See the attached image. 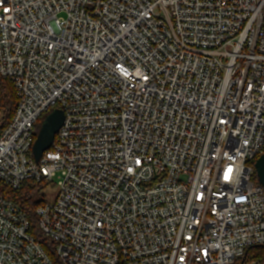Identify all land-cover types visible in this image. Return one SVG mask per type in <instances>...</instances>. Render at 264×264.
<instances>
[{"label": "built area", "instance_id": "built-area-1", "mask_svg": "<svg viewBox=\"0 0 264 264\" xmlns=\"http://www.w3.org/2000/svg\"><path fill=\"white\" fill-rule=\"evenodd\" d=\"M0 74L18 98L0 182L56 187L36 213L58 264H237L264 246V0H0ZM30 227L0 195V264H56Z\"/></svg>", "mask_w": 264, "mask_h": 264}, {"label": "trees", "instance_id": "trees-1", "mask_svg": "<svg viewBox=\"0 0 264 264\" xmlns=\"http://www.w3.org/2000/svg\"><path fill=\"white\" fill-rule=\"evenodd\" d=\"M17 104L18 98L12 82L0 74V131L11 121L16 111ZM42 121L43 118L40 121L41 124ZM48 187L49 183L46 181L37 182L35 180H27L20 189L13 190L8 185L0 182V195L14 201L25 210L30 219V232L53 260H55L56 264H58L55 256L54 244L41 230L39 218L36 213L37 207L46 200L45 190ZM249 255H251V258L258 264H264V246L251 247L237 264H241L243 261L246 262Z\"/></svg>", "mask_w": 264, "mask_h": 264}, {"label": "water", "instance_id": "water-1", "mask_svg": "<svg viewBox=\"0 0 264 264\" xmlns=\"http://www.w3.org/2000/svg\"><path fill=\"white\" fill-rule=\"evenodd\" d=\"M65 119V113L60 108L53 109L42 121L37 139L32 152L36 161H39L45 150L52 145L56 133L59 131ZM256 169L259 182L264 186V153L256 161Z\"/></svg>", "mask_w": 264, "mask_h": 264}, {"label": "rangeland", "instance_id": "rangeland-1", "mask_svg": "<svg viewBox=\"0 0 264 264\" xmlns=\"http://www.w3.org/2000/svg\"><path fill=\"white\" fill-rule=\"evenodd\" d=\"M40 124L41 122H39L37 124V132L40 130ZM54 182H58L59 181V175H55L53 177ZM56 192V187L55 186H49L46 190H45V196L49 199H52L54 194ZM247 264H257V262L255 260H253V258H251V255L248 256V258L246 259Z\"/></svg>", "mask_w": 264, "mask_h": 264}, {"label": "snow or ice", "instance_id": "snow-or-ice-1", "mask_svg": "<svg viewBox=\"0 0 264 264\" xmlns=\"http://www.w3.org/2000/svg\"><path fill=\"white\" fill-rule=\"evenodd\" d=\"M232 172V169L229 168L227 173L225 174V179L227 180L229 178L230 173Z\"/></svg>", "mask_w": 264, "mask_h": 264}]
</instances>
